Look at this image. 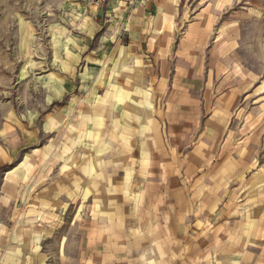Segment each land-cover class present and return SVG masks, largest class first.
Returning <instances> with one entry per match:
<instances>
[{"label": "rangeland", "instance_id": "rangeland-1", "mask_svg": "<svg viewBox=\"0 0 264 264\" xmlns=\"http://www.w3.org/2000/svg\"><path fill=\"white\" fill-rule=\"evenodd\" d=\"M163 3L0 0V264H264V0Z\"/></svg>", "mask_w": 264, "mask_h": 264}, {"label": "crops", "instance_id": "crops-1", "mask_svg": "<svg viewBox=\"0 0 264 264\" xmlns=\"http://www.w3.org/2000/svg\"><path fill=\"white\" fill-rule=\"evenodd\" d=\"M154 1V0H153ZM167 1L168 0H165V3H163L164 4V6L165 5H167ZM151 5H152V3H151ZM139 10V9H138ZM137 9H136V11H138ZM165 11V10H164ZM166 12V11H165ZM172 14H174V12H172V11H167L166 12V15H171V16H173L174 17V15H172ZM139 16V15H138ZM136 17V16H132V18H131V25H132V28L131 29H129V31H127V34H128V40H129V42H128V46L130 47V48H132V49H135L138 53H139V50H140V48L142 49V46H141V43H142V41H143V39L145 38V40H147L148 42H150V40H151V34H149L148 32H147V30H149V27H148V23L146 22V20H144L143 19V15H140L139 17ZM148 45V44H147ZM146 45V46H147ZM140 47V48H139ZM157 48H161V46H159V47H157ZM146 49H147V52L149 51V53L150 54H152V51H153V46L150 48V47H146ZM151 49V50H150ZM185 50L186 51H192V48H190V49H188V48H185ZM138 86H140V87H142L143 86V83H142V81H140V82H138ZM139 87V88H140ZM106 115L107 116H105V117H101L100 116V114L99 113H97V111H96V118H97V123L99 122V121H106V122H108V123H110V121H113L114 120V117H113V113H111V112H109V114H107L106 113ZM139 135H140V133H139ZM143 182V181H142ZM145 183H147V181L145 180ZM179 193V192H178ZM180 194V193H179ZM180 196H181V194H180ZM68 203V202H67ZM174 209H175V207H174ZM184 214V221H182L181 219H182V215ZM178 215V217H179V224H180V226L178 227V224H175V229H182L183 230V228L184 229H187L188 228V224H186L185 222H186V217H187V209H186V201L178 208V210L176 211V209H175V211H174V216H177ZM176 219V218H175ZM256 238L254 237L253 239H251L252 241V244H253V241L255 240ZM182 242H183V244H184V242L186 241L185 240V238L183 239V237H182ZM181 243V242H180ZM184 251V250H183ZM264 256V255H263ZM173 262V261H172ZM255 263H257V262H255Z\"/></svg>", "mask_w": 264, "mask_h": 264}, {"label": "built area", "instance_id": "built-area-1", "mask_svg": "<svg viewBox=\"0 0 264 264\" xmlns=\"http://www.w3.org/2000/svg\"><path fill=\"white\" fill-rule=\"evenodd\" d=\"M93 3H96L97 5H105L109 0H90Z\"/></svg>", "mask_w": 264, "mask_h": 264}]
</instances>
